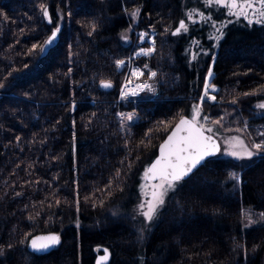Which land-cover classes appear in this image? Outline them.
Here are the masks:
<instances>
[{"label": "trees", "instance_id": "1", "mask_svg": "<svg viewBox=\"0 0 264 264\" xmlns=\"http://www.w3.org/2000/svg\"><path fill=\"white\" fill-rule=\"evenodd\" d=\"M247 2L254 8L237 19L216 5L227 25L215 41L202 0H0V264H92L95 246L109 249L108 264H264V225L241 218L246 207L264 212V154L218 153L176 182L152 221L136 213L157 144L194 105L211 122H253L264 9ZM57 12V42L40 52ZM182 19L188 30L171 35ZM139 27L155 31L139 63L156 92L116 103V62ZM209 66L217 102L198 103ZM132 111L123 133L118 114ZM51 231L61 241L50 253L27 250L29 236Z\"/></svg>", "mask_w": 264, "mask_h": 264}, {"label": "snow or ice", "instance_id": "2", "mask_svg": "<svg viewBox=\"0 0 264 264\" xmlns=\"http://www.w3.org/2000/svg\"><path fill=\"white\" fill-rule=\"evenodd\" d=\"M207 3H216L224 4L225 7H228L232 14L234 15H244L247 17V12L249 9H253L254 6L251 3H248L247 0H244L243 3H237V0H206ZM261 8L264 9V0H259ZM43 7V6H42ZM234 10V11H233ZM195 11V10H193ZM139 10H134L131 15L135 17L138 15ZM264 16V11L260 13ZM44 15L47 17L48 12L44 9ZM189 18L191 19V13H189ZM251 23V21H250ZM59 25L52 32L51 36L44 41L42 45L39 46L40 52L45 51V47L54 42L57 33L59 32ZM181 30L187 31V25L184 20H181L179 27L176 28V31L173 35L178 34ZM219 31V30H218ZM146 34H141V39L144 38ZM219 37H217L218 39ZM37 45H33V49H36ZM151 52V49L144 50L141 49L139 54L147 55ZM117 67H121L125 64V61H117ZM133 75L141 74L138 69L133 70ZM155 76V73L151 74ZM212 76V70L209 69L208 77ZM101 87L111 88L112 83L110 81H101ZM144 87H148L144 85ZM212 87L209 83V79L205 78V93L201 96V101L207 96V89ZM215 91V88H213ZM135 94V93H133ZM122 98L125 96V92L121 90ZM215 100V97H211ZM261 108H264V104L258 105ZM200 114L199 105L193 106V113L190 119L180 118L179 122L176 124L175 128L171 131V134L168 135L167 139L160 145V156L156 159L152 165L145 170L144 178H151L153 180H158V184L152 185V192L150 198L143 201L140 204V208L144 209L141 212V215L145 218L146 221H152L157 213V210L164 203V196L170 190L174 189L176 182L182 180L185 176L192 172V170L199 165L206 156L212 155V149L216 148L215 141L213 140L214 129L212 127L205 128L203 125L198 123V117ZM125 119L131 120L133 114H121ZM203 119L207 120V117ZM183 133V135H181ZM205 133H208L206 135ZM264 135V133H262ZM233 140H237V143L241 146V151H231L228 154L237 158L243 156L251 157L253 153L243 147V142L239 141L237 138L233 137ZM257 150H260L264 145L256 144ZM218 150V148L216 149ZM232 178L239 180V175L232 173ZM147 195V194H146ZM264 216V213L261 214ZM37 240L46 241L37 245ZM60 242L58 235L52 234L47 237H37L32 241V247L34 249H47L50 245H56ZM107 251V250H105Z\"/></svg>", "mask_w": 264, "mask_h": 264}, {"label": "rangeland", "instance_id": "3", "mask_svg": "<svg viewBox=\"0 0 264 264\" xmlns=\"http://www.w3.org/2000/svg\"><path fill=\"white\" fill-rule=\"evenodd\" d=\"M204 2V4L206 6H212L213 10L211 11V13L209 14L211 20H214V16L215 14H218V12H216L217 8L216 5H220V4H216V3H207L206 0H202ZM225 2H227V0H225ZM195 10V11H193ZM192 11H190L191 13V21H196L199 17H200V13L198 11V9H193ZM228 12V11H226ZM59 15V12H57ZM132 13V12H131ZM131 13L128 15L131 18V24L133 25L135 23V20L137 18V16L133 17L131 15ZM58 15L56 16V18L58 17ZM255 17L257 18V16H259L260 14H254ZM249 17L247 19H249L251 17V13L248 15ZM233 17L235 19L240 18V15H233ZM57 21H55V27H57V25H61L62 19L60 18L59 15V19H56ZM227 20V19H226ZM218 21V20H214L212 21V25H211V30H210V37H212L215 41L217 40V37H221L222 34V29L224 27H226L227 25V21ZM219 30V31H218ZM218 38V39H219ZM212 67H209V69ZM209 69L207 71V73L209 72ZM206 73V74H207ZM213 71H212V76H213ZM141 77V76H140ZM139 80H142L140 79ZM212 79V77H211ZM145 80V79H144ZM147 81V80H145ZM211 80H209L210 82ZM147 83L149 84V87L144 88L142 91H140V93L147 92L149 94H153L155 91V86L152 85V83H150L149 81H147ZM205 85V81L203 86ZM202 91L203 93L199 95L198 97V103L200 102H212V103H216V100L211 99V97H213V95L211 93L208 92L207 89V96L205 97L206 100L208 101H201V95L203 96L205 93V87H202ZM139 93V94H140ZM264 94V92H262ZM131 99V98H129ZM126 98L121 99V101L123 100H129ZM120 101V102H121ZM264 104V95L263 98L261 100H258L255 102L254 104V108H255V113L253 114V122L250 124L248 122V120H246L245 118L240 119V123H237V121H231L229 120V114H223V116L220 118V120H218L217 122H211L208 120L203 119L206 116L203 117H198V123L203 125L205 128L208 127H212L214 129V133L213 135L218 139V142L220 143V150H219V154H222L224 156L227 157H234L229 155L228 153L231 151H241L242 148L241 146L237 143V140H233L232 138L235 137L237 138L239 141L243 142V147L246 148L247 150L251 151L253 153L252 156L257 155V154H264V147H262L260 150H257L255 145L256 144H262L264 145V135H262V133H264V108L259 107L258 105ZM193 111L190 113V117L192 116ZM121 114H125V116L127 114H133V118L131 120L125 119L121 116ZM119 116V128L121 130V132L123 133H129L131 130V124L133 123V121H135L137 119V114L134 113V111L132 112H121L120 114H118ZM251 156V157H252ZM237 158V157H234ZM243 158H249L247 156H243L241 158H237V159H243ZM159 181L157 180L156 182H144L141 185V196H140V202L137 204L136 207V213H138L143 219H145L143 217V215H141L142 210L139 206L140 204L149 199L150 198V194L152 192V185L154 184H158ZM147 194V195H146ZM264 213L262 211H255L253 210L251 207H246L245 209L242 210L241 213V218H242V223L244 225H250V226H257V225H264V216H262L261 214Z\"/></svg>", "mask_w": 264, "mask_h": 264}, {"label": "built area", "instance_id": "4", "mask_svg": "<svg viewBox=\"0 0 264 264\" xmlns=\"http://www.w3.org/2000/svg\"><path fill=\"white\" fill-rule=\"evenodd\" d=\"M141 34H146L143 39H141ZM154 35L155 31L150 28L147 29L145 27H139L134 28L132 30L131 34V42L129 44V50L125 56L122 58H119L118 61L122 60L125 61V64L121 67H117L116 64V71L121 72V80H120V86L117 91V97L115 99L116 103H120L121 99L126 98H132V96H137L140 91H142L144 88V85H147L149 87V84L144 79L139 80V77L141 74L133 75V70L138 69L140 73H142V66L139 63V60L142 56V54H139L141 52V49L148 50L151 49L154 44ZM151 53V52H150ZM207 76V75H206ZM212 77V76H211ZM211 77L209 80H211ZM206 78V77H205ZM205 87V85L203 86ZM124 90L125 96L122 98L121 90ZM135 93V94H133ZM203 91L201 92V94ZM202 96V95H201ZM203 101H208L204 99Z\"/></svg>", "mask_w": 264, "mask_h": 264}, {"label": "water", "instance_id": "5", "mask_svg": "<svg viewBox=\"0 0 264 264\" xmlns=\"http://www.w3.org/2000/svg\"><path fill=\"white\" fill-rule=\"evenodd\" d=\"M48 17V16H47ZM183 20V19H182ZM181 21V20H180ZM180 21L177 23V26L174 28V29H172V31H171V35L176 31V28H178L179 27V23H180ZM54 30H52V32H53ZM52 34V33H51ZM51 34L49 35V36H51ZM48 36V37H49ZM57 38H58V33H57V35H56V38H55V40H54V42L53 43H51V44H49V45H47L46 47H45V51L44 52H46L47 50H48V48H51V47H53V45L54 44H56V42H57ZM48 39V38H47ZM184 118H188V119H190L191 117L189 116V115H182ZM181 116V117H182ZM181 117H179L177 120H176V122H175V124L174 125H172V127L168 130V132L166 133V136L157 144V149H156V154H155V156H154V158L147 164V166H146V169L147 168H149L151 165H152V163H154L155 161H156V159L160 156V145L162 144V143H164V141L167 139V137H168V135H170L171 134V131L175 128V126H176V124L179 122V120H180V118ZM206 135H208V133H205ZM181 135H183V133H181ZM213 135V134H212ZM213 140L215 141V145H216V148H214V149H212V151H213V154L212 155H209V156H206L205 157V159L199 164V165H197L193 170H192V172H194L197 168H199L200 167V165L206 160V159H209V158H211L212 156H216V155H218V153H219V150H220V143L218 142V139L213 135ZM218 148V150H216ZM191 172V173H192ZM191 173H189L187 176H185L183 179H186V178H188V176H190V174ZM144 174H145V172H144ZM143 179L145 180V182L147 181V182H156L157 180H153V179H151V178H147V179H145L144 178V175H143ZM182 179V180H183ZM52 234H55V235H58L59 236V234L57 233V232H55V231H51V232H40V233H37V234H33V235H31V236H29V238H28V241H27V244H26V248H27V250L29 251V252H31V253H33V254H35V255H41V254H46V253H50L51 252V250H53L55 247H57L58 245H59V243L58 244H56V245H50L47 249H39V248H36V249H34L33 247H32V241L35 239V238H37V237H47V236H49V235H52ZM60 238V241H61V237H59ZM44 242H46V241H42V240H37V245H39V244H41V243H44ZM105 250H107V251H105ZM94 260H93V262H92V264H108L109 263V261H110V259H111V257H110V251H109V249L107 248V247H104V246H95V248H94Z\"/></svg>", "mask_w": 264, "mask_h": 264}, {"label": "flooded vegetation", "instance_id": "6", "mask_svg": "<svg viewBox=\"0 0 264 264\" xmlns=\"http://www.w3.org/2000/svg\"><path fill=\"white\" fill-rule=\"evenodd\" d=\"M237 3L239 4V3H243L241 0H237Z\"/></svg>", "mask_w": 264, "mask_h": 264}, {"label": "bare ground", "instance_id": "7", "mask_svg": "<svg viewBox=\"0 0 264 264\" xmlns=\"http://www.w3.org/2000/svg\"><path fill=\"white\" fill-rule=\"evenodd\" d=\"M208 73H209V72H208ZM208 73H207V76H206V77H207L208 79H210V77H208Z\"/></svg>", "mask_w": 264, "mask_h": 264}]
</instances>
